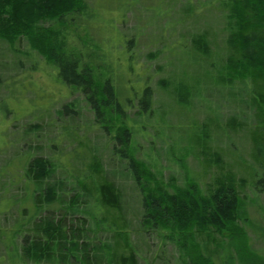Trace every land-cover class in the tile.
I'll return each mask as SVG.
<instances>
[{"label": "rangeland", "instance_id": "obj_1", "mask_svg": "<svg viewBox=\"0 0 264 264\" xmlns=\"http://www.w3.org/2000/svg\"><path fill=\"white\" fill-rule=\"evenodd\" d=\"M85 1L86 14L76 15L66 28L57 21L43 26L63 37L69 50L84 53L102 79H110L129 116L130 148L150 164L163 188L173 192L172 182L183 185L188 181L205 188L222 168L230 170L237 181L243 179L240 212L247 219L241 224L248 230L252 249L264 255V191L253 190L251 173L245 170L248 162L242 159H247L246 127L251 120L239 103L238 82L226 84V78L222 83L219 79L227 54L222 0ZM204 30L212 56L197 60L191 39ZM0 77V264H5V249L11 246L6 248L4 240L14 246L21 241L19 234L16 240L11 237V230L17 225L18 204L24 197L20 174L26 158L50 160L53 169L41 188L54 185L57 196L51 203L42 201L40 209L43 215H58L66 211L73 181L82 175L92 154L105 169L116 171L111 155V145L116 142H109L107 133L93 124V112L84 95L66 86L56 67L24 37L10 44L0 38ZM147 85L152 91V119H143L137 110V96ZM176 93L186 98L184 107L177 103ZM64 104L75 105L81 114L74 120L59 116ZM66 125L74 130L70 137L61 134ZM206 133L211 136L209 149L194 147L196 134L208 140ZM216 137L221 141L215 142ZM231 138L235 145L228 153ZM116 173L134 220L131 232L139 264H177L174 243L162 244L164 235H169L167 230L144 232L139 228L140 194L129 175ZM23 203L31 213L29 193ZM66 212L69 218L90 221L94 228L82 211Z\"/></svg>", "mask_w": 264, "mask_h": 264}, {"label": "trees", "instance_id": "obj_2", "mask_svg": "<svg viewBox=\"0 0 264 264\" xmlns=\"http://www.w3.org/2000/svg\"><path fill=\"white\" fill-rule=\"evenodd\" d=\"M220 8L225 16L227 54L222 62L225 71L220 72L219 79L221 83L226 78V84L236 81L240 85L239 103L251 120L246 127L250 142L247 159L240 157L248 162L245 170L251 173L253 190L261 192L264 191V0H222ZM82 13L86 14L85 0H0V38L9 44L23 37L27 39L32 48L56 67L57 76L66 86L84 95L93 112V124L107 133L109 142H116L111 145L116 171L105 169L97 155L92 154L82 175L71 186L73 194L66 211L71 214L82 211L94 228L86 219L69 218L66 211L58 215L41 213L42 201L51 203L57 196L54 185L41 188L53 167L42 156L26 158L20 174L24 197L18 204L17 225L11 230V237L16 240L19 234L21 241L14 246L4 240L6 248L11 246L10 250L5 249V264H139L131 232L134 220L126 208L120 178L114 177L116 172L124 177L129 175L140 194L139 228L144 232L167 230L169 235H164L162 244L174 243L177 264H264V255L252 249L248 230L241 224L247 219L240 212L244 203L243 179L237 181L230 170L222 168L205 188L194 181L183 185L172 182L173 192H169L150 164L134 155L130 148L133 132L127 123L129 116L118 102L110 79H102L84 53L69 50L63 37L50 26H43L57 21L66 28ZM191 41L197 60L210 59L206 30L195 34ZM151 97L149 85L137 96V110L143 119L153 118ZM185 99L177 95V103L182 107L187 104ZM4 109L10 112L8 106L4 105ZM59 111V116L66 115L71 120L81 114L70 104H64ZM73 133L68 125L62 127L64 136ZM207 135L208 140L196 134L194 147L209 149L211 136ZM214 141L221 139L216 137ZM229 144L228 153L229 147L235 145L233 138ZM28 193L33 206L31 213L23 203Z\"/></svg>", "mask_w": 264, "mask_h": 264}]
</instances>
